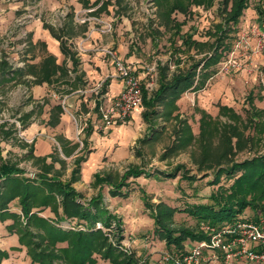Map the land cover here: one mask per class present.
I'll list each match as a JSON object with an SVG mask.
<instances>
[{
	"label": "rangeland",
	"instance_id": "1",
	"mask_svg": "<svg viewBox=\"0 0 264 264\" xmlns=\"http://www.w3.org/2000/svg\"><path fill=\"white\" fill-rule=\"evenodd\" d=\"M104 1L110 3L104 12L115 10L124 15H142L147 12L166 15L175 2H180L187 8L189 18L186 19L183 13H177L175 15L179 17L172 21L174 24L177 23V27L185 23V29H182L184 34L180 36L192 37L201 45L196 50L187 51V46L180 45L182 38L179 39L178 33L172 38L166 33L154 30L156 34L153 36L160 40L159 45L169 41L170 37L173 45L175 43L177 45L172 46L169 51L166 50L167 46L162 45L155 55L165 61L167 57H170L169 63H171L172 71L177 69L185 71L187 67L185 68L184 62L197 64L218 52L222 56L221 62L218 66L210 68V71L215 69L220 73L221 63L235 59L240 65L238 70L230 69L228 74H223L229 78L227 81L233 88L234 99L229 103L230 106H226L232 109V112H223L221 108L224 105L220 102L212 105L208 110H205L198 102L185 109L175 106L179 97L188 94L186 90L176 100L158 105V114L152 117L153 126L149 127L150 124L143 118L146 109L142 106L140 109L141 122L139 121V124L135 126L134 121L125 125L129 131L137 127L135 131L139 137L135 143L131 144L129 140L125 144L118 142L116 146L105 152L92 172L88 169V157L91 153L89 139L93 135V130L88 121L95 114L97 94L91 90L95 89L97 82L90 83L88 86V83L82 80L79 87H75L74 84L72 87V82H64L67 79L66 75L68 77L70 75L71 81L75 78V74L71 72V62L65 60L60 70L62 74L56 73L50 83L36 84L35 78L30 76L27 80L32 81L31 83L18 85L12 83L6 87V93L3 96L0 95L1 157L18 164L31 179L41 170L35 159L29 157L31 150L36 157L53 155L54 158H48L47 163L51 164L55 161V171H61L64 181L70 180L73 171L79 169L80 180L74 185L76 191L82 195L79 201L88 206L93 199L102 197L101 209L107 211L106 219L111 223V226L107 228L103 223L97 222L94 230L101 231L108 239L109 245L116 249L118 254L123 253L124 257H133L138 264H260L244 259H228V253L226 254L222 248L211 249L207 248V245H212V238L217 236L222 229H234L241 221L255 220L264 215L246 209L240 218L241 221L214 228L207 223L198 222L194 216L186 212V209L201 204H211L208 198L214 193L219 195L220 186L229 187L233 183V178L227 176H222L217 180L220 171L230 168L235 162H243L264 155V130L259 132V129L255 130L252 124L256 122L264 125V62H260L258 68L253 66L252 55L255 53L251 50L252 45L250 44L251 37L257 40L263 39L261 31L245 32V20L241 18L238 25L225 26L229 32L221 40V35H218L217 30L223 22L220 16L224 13L220 10V6L224 0H214L211 8L192 4L191 0ZM263 4L264 0H249L248 4V7L256 9L257 14L261 15H259L261 22H264L260 11ZM231 6L232 4L227 7V11H230ZM221 7L226 9L224 6ZM80 20L81 23L85 21L84 17ZM128 21L130 28L128 33L135 31L133 27L138 23L139 29L143 28L145 32L139 35L141 42H145L151 35L147 29L154 24H149L145 19L136 21L129 18ZM32 22L41 25L43 31L40 35L39 32L35 35L36 28L33 26L35 23ZM251 22L252 25H257L255 20ZM115 23H118V20L107 23L96 22L94 27L108 34L105 30H108L109 26L114 28ZM157 24L160 25V21H157ZM68 25L64 19L63 8H53L50 0H0V59H7L15 69L37 65L41 71L44 60L51 55L43 40L49 37L55 38L50 28L64 34L68 45L73 46L79 41L73 39V44H71L73 30L67 31ZM84 26L87 27V24ZM230 27H233L232 32L229 30ZM250 29L253 30V27ZM139 33H141L140 30L138 33L135 31V37ZM127 41L130 39L127 38ZM218 44L222 45L219 50L216 49ZM143 45L147 46V42ZM146 46L144 48L148 52ZM223 48L222 54L220 51ZM176 63H180L178 68ZM245 65H251L250 80L246 79L241 82L237 76L246 69ZM159 72L160 66H156V73L159 74ZM150 76L147 75L148 84H151L149 88L157 89L158 80ZM215 80H212V84ZM142 87L152 91L144 83ZM105 99L100 98L103 104H106ZM64 101H67L66 106L60 110L58 107ZM32 111L33 116L27 120L25 115ZM169 112L170 115H168ZM253 118L255 119L252 122ZM231 126L237 129L236 136L232 135ZM67 132H72V140L66 137ZM240 133L247 140L248 144L245 146L239 143ZM228 137H233L232 143L229 142ZM100 138L104 139L105 135ZM61 139L69 141L72 145H79L73 156L65 155ZM48 153L49 155H46ZM80 159L82 160L79 162ZM62 160L67 162L66 167L60 163ZM133 168L143 170L152 176L146 177L143 174L138 178L128 180L127 187L123 189L128 194L126 198L114 197L108 187L102 189L95 184L97 173L124 175ZM158 172H174V177L155 175ZM184 176L196 180L191 182L183 178ZM60 203L59 199L54 205L41 208V210H33V212L42 211L38 214L40 217L55 220L59 215H63ZM10 211L17 212L21 216L22 226L29 224L21 213L19 200L10 204ZM168 211L173 212L163 215ZM153 215L160 216L161 221L171 230L202 233L208 238L202 241L188 239L183 249L176 246L170 247L161 234V228L156 225ZM105 216L102 215V218L104 219ZM59 226L71 231L85 230L84 226L87 224L84 225L79 219L70 216ZM18 229L19 225L13 220L4 221L0 218V243H3L1 240L4 238L12 237L17 238L19 244V247H14L10 251H2L0 248V251L8 255L7 258L9 253L14 254L19 250H26V253L28 251L27 247L20 243ZM39 233L37 241H43L44 233L42 231ZM59 246L65 247L66 244ZM27 256L31 259L28 254ZM94 257L97 258V264H112L99 255ZM54 264L65 263L60 260L55 261Z\"/></svg>",
	"mask_w": 264,
	"mask_h": 264
},
{
	"label": "trees",
	"instance_id": "2",
	"mask_svg": "<svg viewBox=\"0 0 264 264\" xmlns=\"http://www.w3.org/2000/svg\"><path fill=\"white\" fill-rule=\"evenodd\" d=\"M191 1L192 4L204 6L205 8H211L214 2V0ZM101 2L102 4L99 10L104 11L110 3L99 0L97 5ZM230 4H232L231 9L227 11V7ZM248 4L249 0H224L221 6H224L226 9L220 6V10L224 13L220 16L223 22L218 26L217 30L218 35H221V40L229 32L225 29V26L231 24L238 25L245 11L248 9ZM175 10H180L186 15L189 14L187 8L180 2H175L170 7L169 12L172 13ZM260 11L264 17L263 7H261ZM231 28L233 27H230L229 30L232 32ZM50 31L60 42L62 53L72 62L73 69L71 72L76 74L78 72L76 53L72 51L65 41L64 34L58 33L53 28H50ZM183 44L185 47L187 46V51L192 49L196 50L201 45L198 40L195 41L192 37H185ZM221 46V44L220 46L218 44L216 49L219 50ZM223 51L224 48L220 52L223 54ZM221 57L218 52H215V55L206 57L197 64H192L185 71L177 69L175 72H172L169 65L160 66L158 88L151 92L143 88V107L146 109L143 116L144 120L150 126H153L152 117L158 114V105L170 100H176L186 90L192 88L196 90L203 87L207 79L216 73L215 70L210 71V68L217 66L221 62ZM175 65L178 68L180 63H176ZM61 67L63 65L59 66L56 58L52 55L44 60L41 71L37 65H27L23 69H15L7 59H0V95L3 96L6 93V87L12 83H15V85L31 83L32 81L27 80L30 76L35 78L36 84L50 83L56 73L62 74L60 72L62 70ZM199 68H201L200 74L197 73ZM69 77L66 75L67 79L64 82H72V87L73 84L75 87H79L82 81L80 75L77 74L75 78H72V81ZM104 86H106V83ZM100 104V102L97 103L96 108L98 110ZM59 106L58 108L62 110L63 106ZM221 110L223 112H232V109L227 107H222ZM33 114L34 112L32 111L26 114L25 118L29 120ZM168 115H170V112ZM254 119H252V122ZM252 124H254L255 130L259 129V132H263L264 125L256 122ZM231 128L233 129L232 135L236 136L237 129L234 126H231ZM239 135V143L243 146L247 145L248 143L244 139V135L241 133ZM228 139L232 143L233 137H228ZM61 143L63 152L67 157L73 156L79 148L78 144L72 145L65 139H61ZM31 151L29 152V157L35 159L36 163L41 167L40 173L32 179L26 175V171L20 168L18 164L12 163L0 155V218L4 221L13 220L14 223L19 225L18 235L20 237V243L27 247V254L31 257L33 264H54L55 261L60 260L65 264H97L95 255L109 260L112 264H138L133 257H124L123 253L118 254L116 249L109 245L108 239L103 233L96 229L94 230L97 222L103 223L104 227L107 228L111 226V223L106 219L108 217L107 211L101 209L102 197L93 199L88 206L83 205L79 201L82 199V195L76 191L74 185L80 180V170L73 171L72 178L64 181L61 171H55V161L51 164L47 163L48 158H54L53 155L36 157ZM81 160L78 161L80 162ZM60 163L64 167L67 165V162L64 160L60 161ZM176 170L174 172H177L179 169ZM174 172H158L155 175L173 178ZM143 174L146 177L152 176L136 168L130 169L124 175L97 173L95 175V184L102 189L108 187L111 195L114 197L126 198L128 194L123 189L127 187V181L131 178H138ZM222 176L233 178V183L229 187L220 186L218 189L220 194L214 193L208 198L211 204L188 207L186 212L194 216L198 222L207 223L214 228H221L240 221L246 209L264 215V155H259L243 162H235L230 168L220 171L216 179L218 180ZM183 178H187L186 180L191 182L196 180L195 178L185 176ZM59 199L61 201L63 215H59L55 219L57 221L40 217L38 214L39 212L42 213V211L33 212V210H41V208L54 205ZM15 200H19L20 202L21 213L29 223L27 226H22L21 216L17 212L10 211V204ZM172 212L168 211L163 215L171 214ZM102 215H106L104 219ZM70 216L79 219L84 225L87 224V226H84L85 230L74 229L70 231L64 230L59 226ZM153 219L156 225H159L161 228V234L170 247L176 246L179 249H183L184 243L188 239L202 241L208 238L202 233L171 230L161 221L158 215H153ZM38 231L44 233L42 235L43 241H37L40 235ZM63 244H66V246H59ZM7 256L5 252L0 251V264Z\"/></svg>",
	"mask_w": 264,
	"mask_h": 264
},
{
	"label": "crops",
	"instance_id": "3",
	"mask_svg": "<svg viewBox=\"0 0 264 264\" xmlns=\"http://www.w3.org/2000/svg\"><path fill=\"white\" fill-rule=\"evenodd\" d=\"M50 2L55 9L63 8L64 19L66 20L67 25L69 24L67 27V31L73 30L72 40L70 41L71 44H73V39L79 40L73 46L69 44V47L72 49V51L76 53V58L78 61V72L75 74V76L77 74L80 75L82 80L88 83V86L90 85V83L94 82H97V85L101 82L106 83V86L103 85L98 93L94 91L97 94V101H95L96 105L98 103V100L101 104H103L100 98H106L105 103H107L109 99L116 98L122 92L123 81L118 77L115 66V62L117 60L122 61L126 66L132 68L135 71V74L141 79L142 83L146 84V86L148 87L149 80L147 79V75H151V78L159 80V78H156L159 77V74L156 73V66L158 67L169 65L171 68V63H169L170 57H167L165 61L164 59H161L160 56L155 55V53L162 47V45L167 46L166 50L168 51L172 46H177L176 43L175 45H173L171 37L173 38V35L178 33L179 39L181 40L182 38L180 45L182 47H185L183 44L184 36H180V34H184V31H182V29H185L186 24L183 23V25L177 27V23L174 24V22L172 21L176 19V17H179L175 15L177 13H183L186 19L189 18V14L186 15L182 11H175L172 13L167 12L166 15H164L163 13L155 12H147L143 13L142 15H124L121 12H116L115 10H109L108 12L99 10L102 4L101 2L97 5L99 0H50ZM262 7L264 9V4L262 5ZM82 17H84L85 20L83 21V23H81L80 20V18ZM129 18L136 21L145 19L149 24H154V26H149L147 29L149 34L152 35H150L145 40V42H147V46L143 45L145 42H141V38L139 35H142L145 32H143V28L139 29L138 23H134L135 26L133 27V30L137 31V33L138 30H140L141 33L138 34L139 37H135V31L131 32V34L128 33V31L130 30L128 26ZM120 19L122 21H119ZM115 20H118V23H115L114 28H112V30L108 34H105L102 30L94 27V24L96 22L107 23L114 22ZM242 20H245V32L249 33L252 31L253 33H255L256 30L261 31V35L263 38L262 40H257L254 39V37H251V50L254 51L258 47L259 43L264 42V22H261L259 20L257 10L251 9L250 7H248V9L245 11ZM251 20H255V23L257 24L256 26L258 27L254 26V24L252 25ZM157 21H160V25L157 24ZM32 23H35V25H33L36 28L35 35L37 34V32H39L38 34L40 35L43 31L41 25L37 22ZM84 24H87V27H85ZM252 27L253 30L250 29ZM31 30L34 31V29ZM154 30H159L163 33L168 34L169 36H171L170 40L165 41V43L162 42V44L159 45L160 40L156 39L155 36H153L154 34H156ZM257 34L259 35L260 33ZM127 38L130 39V41H127ZM43 41H45V44H47L48 46V53L57 59L58 65H62L65 60L70 61V59L66 58L62 53L61 44L57 39L49 37V39H45ZM145 46L148 48V52L145 50ZM150 49L152 50L150 51ZM109 51H112L114 55L110 54ZM252 56L254 64L253 66L255 68H258L260 62H264V57L263 55H257L256 53ZM187 62H184V64L185 68L187 67L188 69L192 64L189 63V61ZM251 65H245L246 69L242 70L241 74L237 76L240 78L241 82L245 81L246 79L250 80L249 73L251 72ZM200 71L201 68H199L197 73ZM218 76L223 77L219 78ZM215 77H217L216 80ZM212 80H215L214 84H212ZM227 80H229L227 76L216 72L207 79L203 87L196 90L192 88L188 90L187 95L183 94L181 97H179L175 106H178L181 109H185L190 105H196V103L198 102L200 106H202L205 110H208L212 107V105L220 102L224 105V107H226L234 99L233 88L229 85V82ZM93 90L94 89H92L91 92ZM83 104L87 103L83 102ZM141 108L137 109L130 119L129 123H132V121H134V126L135 124H139V121L142 118V114L140 113ZM97 112L99 113V110L96 108L94 112L95 114H93L88 121L90 123L89 126L93 130V135L89 139V149L91 150V153L88 157V169L92 172L95 170L101 157L108 149L116 146L118 142L125 144L126 142L130 141V143L133 144L139 137L138 133L135 131L137 127L132 128L129 131L125 128V126L120 124L115 125L108 130L99 131L98 127L100 126L102 121L100 113L98 114ZM96 115H98V117ZM101 134L105 135V140L103 138H100L102 136ZM71 136L72 132H67L66 137L69 140H72ZM46 155H49V153ZM1 241L5 244L3 246V243H0V248L2 249V251H10V249L14 247H19L17 238L13 239L12 237H7ZM2 264H32V262L31 259L27 256L26 250H19V252H15L14 254L9 253V257L4 259L2 261Z\"/></svg>",
	"mask_w": 264,
	"mask_h": 264
},
{
	"label": "built area",
	"instance_id": "4",
	"mask_svg": "<svg viewBox=\"0 0 264 264\" xmlns=\"http://www.w3.org/2000/svg\"><path fill=\"white\" fill-rule=\"evenodd\" d=\"M111 30L112 27L109 26V29L105 30V32L109 33ZM254 52L257 55L261 54L264 56V42L259 43ZM109 53L114 55L112 51H109ZM115 66L118 77L123 81V89L119 96L109 99L106 104L100 105L99 113L102 122L98 127L99 131L111 129L119 124L127 125L133 113L143 106L141 79L132 68L126 66L122 61L117 60ZM239 67L240 65L235 59H230L228 62L221 64L220 74H228L230 69L238 70ZM104 84V82H101L96 85L93 91L98 93ZM66 103L67 101L63 102V107L66 106ZM96 107L97 105L95 104ZM241 222L234 229H222L218 233V237L215 235L212 238V245H207V248H222L226 254L228 253V259H244L253 263H264V216H259L255 220Z\"/></svg>",
	"mask_w": 264,
	"mask_h": 264
},
{
	"label": "bare ground",
	"instance_id": "5",
	"mask_svg": "<svg viewBox=\"0 0 264 264\" xmlns=\"http://www.w3.org/2000/svg\"><path fill=\"white\" fill-rule=\"evenodd\" d=\"M230 51V50H229Z\"/></svg>",
	"mask_w": 264,
	"mask_h": 264
}]
</instances>
